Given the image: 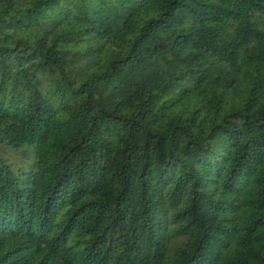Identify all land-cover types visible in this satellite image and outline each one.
<instances>
[{"label":"trees","instance_id":"obj_1","mask_svg":"<svg viewBox=\"0 0 264 264\" xmlns=\"http://www.w3.org/2000/svg\"><path fill=\"white\" fill-rule=\"evenodd\" d=\"M0 264H264V0H0Z\"/></svg>","mask_w":264,"mask_h":264},{"label":"rangeland","instance_id":"obj_2","mask_svg":"<svg viewBox=\"0 0 264 264\" xmlns=\"http://www.w3.org/2000/svg\"><path fill=\"white\" fill-rule=\"evenodd\" d=\"M14 162L16 163V166H15V171H18L19 170V167L22 165L21 164V161L17 158L14 159Z\"/></svg>","mask_w":264,"mask_h":264}]
</instances>
